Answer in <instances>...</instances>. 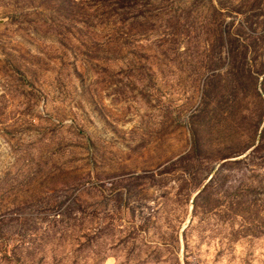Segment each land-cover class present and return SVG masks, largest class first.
Listing matches in <instances>:
<instances>
[{"label": "rangeland", "instance_id": "rangeland-1", "mask_svg": "<svg viewBox=\"0 0 264 264\" xmlns=\"http://www.w3.org/2000/svg\"><path fill=\"white\" fill-rule=\"evenodd\" d=\"M0 264H264V0H0Z\"/></svg>", "mask_w": 264, "mask_h": 264}]
</instances>
